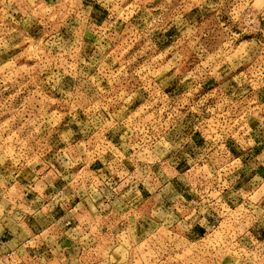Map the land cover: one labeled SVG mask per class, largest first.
I'll use <instances>...</instances> for the list:
<instances>
[{
    "label": "rangeland",
    "instance_id": "1",
    "mask_svg": "<svg viewBox=\"0 0 264 264\" xmlns=\"http://www.w3.org/2000/svg\"><path fill=\"white\" fill-rule=\"evenodd\" d=\"M57 208L113 264H264V0H0V232Z\"/></svg>",
    "mask_w": 264,
    "mask_h": 264
},
{
    "label": "crops",
    "instance_id": "2",
    "mask_svg": "<svg viewBox=\"0 0 264 264\" xmlns=\"http://www.w3.org/2000/svg\"><path fill=\"white\" fill-rule=\"evenodd\" d=\"M73 209L57 208L55 217L51 218L49 214H24L22 220L14 223L18 226L15 230L2 228L0 254L11 252L10 264H113L107 255L113 250L109 249L113 235L97 230L95 214L88 211L77 214ZM68 218L72 225L83 220L95 224V229L92 226L88 230L81 224L86 231L68 227L64 223ZM68 230L72 234H68Z\"/></svg>",
    "mask_w": 264,
    "mask_h": 264
},
{
    "label": "built area",
    "instance_id": "3",
    "mask_svg": "<svg viewBox=\"0 0 264 264\" xmlns=\"http://www.w3.org/2000/svg\"><path fill=\"white\" fill-rule=\"evenodd\" d=\"M235 159V158H233ZM216 186L218 187V184H216ZM198 199H195V198H191L189 201H188V204H192V206H195L197 205L199 202L197 201ZM215 202H210L208 205L211 206L213 205ZM70 222L69 221H66V224H69Z\"/></svg>",
    "mask_w": 264,
    "mask_h": 264
}]
</instances>
